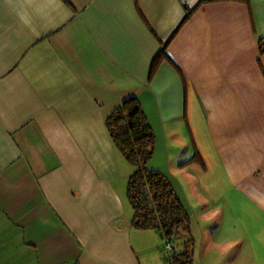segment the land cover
<instances>
[{"label": "crops", "instance_id": "0c3cea01", "mask_svg": "<svg viewBox=\"0 0 264 264\" xmlns=\"http://www.w3.org/2000/svg\"><path fill=\"white\" fill-rule=\"evenodd\" d=\"M259 43L264 0H0V264H156L113 182L104 119L127 97L155 144L191 114L241 146L229 206L264 264Z\"/></svg>", "mask_w": 264, "mask_h": 264}, {"label": "rangeland", "instance_id": "374dc122", "mask_svg": "<svg viewBox=\"0 0 264 264\" xmlns=\"http://www.w3.org/2000/svg\"><path fill=\"white\" fill-rule=\"evenodd\" d=\"M163 139L154 140L152 157L147 167L161 172L169 180L187 215L186 238L193 242L191 264H243L245 262V232L234 221L229 201L240 194L230 173V153L240 151L239 145L223 146L221 134L212 135L189 116L180 126L173 123L164 128ZM154 135V133H153ZM243 135V134H242ZM250 134H247L249 137ZM163 153L167 159L163 160ZM116 173L113 182L123 191V206L129 219L131 209L125 197V185L132 167L121 154L115 152ZM213 172V174H211ZM211 174V175H210ZM131 243L144 252L152 246L158 253L156 264L162 257L172 254L152 230L133 229ZM182 239L174 243L179 250Z\"/></svg>", "mask_w": 264, "mask_h": 264}, {"label": "trees", "instance_id": "16d2710c", "mask_svg": "<svg viewBox=\"0 0 264 264\" xmlns=\"http://www.w3.org/2000/svg\"><path fill=\"white\" fill-rule=\"evenodd\" d=\"M262 45L259 43L260 52H264ZM104 127L111 143L132 167L125 185L132 212L130 226L152 230L169 246L163 247L172 252L162 257L163 264H191L193 242L186 238L187 215L167 177L147 167L154 135L136 98L127 97L115 106L104 119ZM179 238L180 249L175 250L174 243Z\"/></svg>", "mask_w": 264, "mask_h": 264}, {"label": "built area", "instance_id": "2783aa9c", "mask_svg": "<svg viewBox=\"0 0 264 264\" xmlns=\"http://www.w3.org/2000/svg\"><path fill=\"white\" fill-rule=\"evenodd\" d=\"M167 248L169 247L167 244L165 245Z\"/></svg>", "mask_w": 264, "mask_h": 264}]
</instances>
